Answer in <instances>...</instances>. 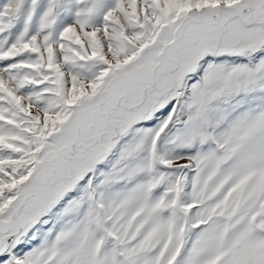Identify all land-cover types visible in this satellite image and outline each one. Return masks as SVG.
<instances>
[{
	"label": "rangeland",
	"instance_id": "1",
	"mask_svg": "<svg viewBox=\"0 0 264 264\" xmlns=\"http://www.w3.org/2000/svg\"><path fill=\"white\" fill-rule=\"evenodd\" d=\"M0 264H264V0H0Z\"/></svg>",
	"mask_w": 264,
	"mask_h": 264
}]
</instances>
